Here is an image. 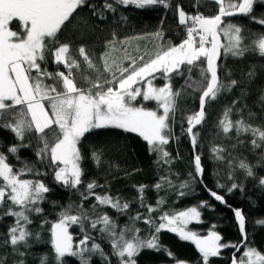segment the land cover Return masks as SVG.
I'll return each mask as SVG.
<instances>
[{
    "label": "snow or ice",
    "instance_id": "1",
    "mask_svg": "<svg viewBox=\"0 0 264 264\" xmlns=\"http://www.w3.org/2000/svg\"><path fill=\"white\" fill-rule=\"evenodd\" d=\"M206 3L217 5L218 11L205 15L200 8ZM157 7L172 10V0H102L99 5L92 0H0V130L13 137L0 150V222L8 217L13 221L6 233H0V264H28L30 257L39 264H69L73 258L78 264H138L145 250L164 252L175 264H190L161 243L165 230L191 241L201 264H211L229 248L234 249L231 264H264V252L249 239L245 212L204 185L202 156L196 152L200 136L196 129L207 118V105L224 93L238 92L216 125L235 142L230 147L213 143L210 150L212 159L226 166L230 182L218 180L216 188L229 194L243 192L245 181L251 180L264 199V175H259L264 170V85L257 83L264 79V63L238 69L237 75L225 62L229 57L246 59V54L264 60V31L252 32L230 19L243 16L264 26V0H193L194 14L177 4L174 12L184 32L179 43L166 38L163 19L154 32L119 35L118 28L131 24L121 8ZM101 24L111 26L107 36L101 35ZM143 40L147 43L141 47ZM49 59L57 71L48 70ZM177 79L183 80L179 88L174 86ZM157 80L163 83L158 85ZM194 94L199 108L182 118V124L187 123L182 131L195 153L193 171L189 180L177 183L173 179L177 174L171 172L176 157L166 146L178 139L173 125L180 101ZM252 95L256 99L249 105L246 101ZM144 102H155V107ZM105 129L136 134L156 157L154 163L162 170L167 166L151 186L157 191L183 197L193 190V183L203 185L211 198L232 210L241 240L225 242L215 224L206 235L188 228L192 221L202 222L201 209L212 208L208 201L185 210L166 209L164 196L155 204L146 203L149 186L144 184L134 187L147 214L138 211L128 216V223L118 225L103 206L128 215L132 201L97 193L103 186L95 179L84 180L86 161L100 167L108 149L93 147L85 153L83 141ZM22 151H32L35 160L22 159ZM238 174L243 180L238 181ZM49 176L56 186L78 193L80 200L67 205L51 201L59 208L55 220L47 219L42 207L53 191L46 182ZM89 197L95 203L86 208ZM250 206L257 203L250 201ZM35 221L39 223L33 227ZM140 221L146 229L137 226ZM253 223L264 226V218ZM73 226L79 229L78 237L70 231ZM42 233H47L46 240ZM37 243H46L50 251L37 256L32 251Z\"/></svg>",
    "mask_w": 264,
    "mask_h": 264
},
{
    "label": "trees",
    "instance_id": "2",
    "mask_svg": "<svg viewBox=\"0 0 264 264\" xmlns=\"http://www.w3.org/2000/svg\"><path fill=\"white\" fill-rule=\"evenodd\" d=\"M101 2L102 0H92V3L97 5ZM177 4L183 7L186 12L194 14L192 8L193 0H172V10L167 11L162 7L150 10L121 8V11L128 15L131 24L124 28H118L117 31L121 37L134 36L145 32L151 33L161 26V20L163 19V28L166 38L173 43H179L184 38V32L177 24V16L174 12ZM200 11L205 15H213L218 11V6L213 3H206L200 8ZM230 19L232 23L243 25L252 32L264 31V26H260L243 16ZM12 27L14 30L17 28L15 22ZM100 27L104 29L101 35L107 36L111 30V26L101 24ZM145 43H147V40L140 41L141 47H143ZM101 50L102 49L98 47L97 54H99ZM225 62L227 67L232 68L238 75V69L243 68L247 70L250 64H262L264 60L260 59L258 54H246V59L236 60L229 57ZM47 67L49 71H57V65L53 64L51 59H49ZM59 70L63 71L64 68L60 66ZM156 83L160 85L163 81L157 80ZM257 83L264 85V79L257 81ZM182 84L183 80L177 79L174 86L179 88ZM236 95H238L236 91L233 93H224L218 100L207 105V118L205 122L196 129L200 133L196 152L200 153L202 156V164L205 169L203 178L204 185H207L208 189L218 191L219 194L224 195L227 203L233 208L238 207L245 212L248 218L246 229L249 233V239L253 242V246L264 252V226L255 225L253 223L257 219L264 218V199L261 198V193L259 191L254 190V181H245L246 189L243 192L236 190L229 194L225 190L216 188L218 180L221 184H228L230 182L227 180L226 166L221 162L213 160L210 150L213 143L230 147L231 144L235 142L233 139L226 138L216 125L223 108L226 105H230ZM255 99V95H252L246 102L252 105ZM144 104L149 108L155 107V102H144ZM198 108V95L194 94L187 96L180 101L177 119L173 125L174 135L178 137V139H173L170 141V144L166 146L167 151H169L173 157H176L175 162L171 165V172L177 174L173 177L174 181L177 183L180 180L190 179L188 173L193 171L192 161L195 154L190 138L182 131V127H187L186 120H184L182 124V118L198 110ZM253 110L256 109L254 108ZM233 118L235 119L237 117L234 116ZM12 142V135L0 130V150H3V146ZM113 145H120L121 147L113 148ZM83 146L85 153H88L93 147L108 149L100 167L95 166L91 160L86 161L84 165L86 168L84 177L85 182L95 179L103 186L95 190L97 193L103 194L104 192H108L110 195L120 196L123 200L132 201L128 215L118 214L114 209L103 206V210L107 211L108 214L116 220L118 225L123 226L128 223V216L134 215L138 211L147 214V209L141 208L136 199L138 193L134 187L144 184L149 186L145 190L146 203L155 204L160 196H164L167 202L165 205L166 209L185 210L188 207L198 205L201 201H208L209 204L212 205V208L201 209L202 222H191L188 228L206 235L212 225L215 224V230L221 233L225 242L238 243L241 240V234L232 210L211 198L203 185L193 183V190L183 197H178L175 192L172 191H157L151 187L156 183L160 175L165 174L167 166H164L162 170L160 165L154 163L156 157L154 155H149L146 143L136 134L125 133L118 129L98 130L94 134L88 135L87 139L83 141ZM20 155L22 159H26L30 162L35 160L32 151H22ZM244 155L254 161V157L248 152H244ZM12 162L16 163L14 159ZM17 166L19 167L18 164ZM259 175H264V170H260ZM240 180H243V176L238 174V181ZM46 182L53 188V191L48 197L49 202L42 205L47 213V219L55 220L56 213L59 211L58 207H54L50 203L53 200L63 205H67L68 203H80L78 193H71L56 186L52 183L51 176L46 178ZM81 191H84V189L81 188ZM250 201L257 203V207H251ZM93 203H95L94 198L89 197L84 206L90 208ZM12 222L11 217L5 218L0 222V233H6L8 225ZM38 223L39 221H35L33 227ZM137 226L141 229L147 228L142 221L137 222ZM70 231L73 232L74 236H79V229L76 226H73V229H70ZM142 234L146 235L147 232L145 231ZM42 235L46 240L47 233H42ZM160 241L177 259L190 262V264H201L200 253L191 241H183L179 239L175 233L166 230L162 231ZM32 251L38 256L42 253L49 252L50 246L46 243H37L33 245ZM233 251L234 249L231 248L222 250V255L212 258L211 264H231V255ZM137 259L138 264H175V260L167 256L166 253L152 250L142 251ZM28 264H39V260L30 257ZM69 264H78V261L73 258L69 261Z\"/></svg>",
    "mask_w": 264,
    "mask_h": 264
},
{
    "label": "water",
    "instance_id": "3",
    "mask_svg": "<svg viewBox=\"0 0 264 264\" xmlns=\"http://www.w3.org/2000/svg\"><path fill=\"white\" fill-rule=\"evenodd\" d=\"M199 126H197V128H198ZM207 193H208V191H207ZM208 195H209V193H208ZM210 196V195H209ZM217 202V201H216ZM219 204H221L220 202H218ZM221 205H223V204H221ZM224 206V205H223ZM233 208V207H232Z\"/></svg>",
    "mask_w": 264,
    "mask_h": 264
},
{
    "label": "rangeland",
    "instance_id": "4",
    "mask_svg": "<svg viewBox=\"0 0 264 264\" xmlns=\"http://www.w3.org/2000/svg\"><path fill=\"white\" fill-rule=\"evenodd\" d=\"M192 222H196V221H192Z\"/></svg>",
    "mask_w": 264,
    "mask_h": 264
}]
</instances>
